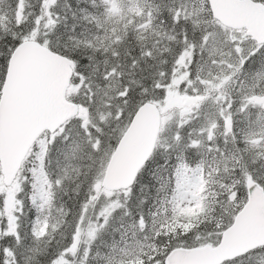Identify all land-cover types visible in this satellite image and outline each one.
I'll list each match as a JSON object with an SVG mask.
<instances>
[{"label": "snow or ice", "instance_id": "6c2138e0", "mask_svg": "<svg viewBox=\"0 0 264 264\" xmlns=\"http://www.w3.org/2000/svg\"><path fill=\"white\" fill-rule=\"evenodd\" d=\"M0 264H264V0H0Z\"/></svg>", "mask_w": 264, "mask_h": 264}]
</instances>
